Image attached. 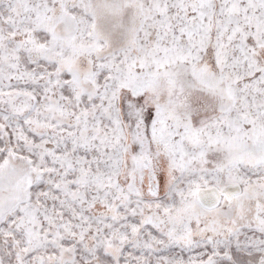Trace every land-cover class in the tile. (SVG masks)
I'll return each instance as SVG.
<instances>
[{"label": "snow or ice", "instance_id": "obj_1", "mask_svg": "<svg viewBox=\"0 0 264 264\" xmlns=\"http://www.w3.org/2000/svg\"><path fill=\"white\" fill-rule=\"evenodd\" d=\"M0 264H264V0H0Z\"/></svg>", "mask_w": 264, "mask_h": 264}]
</instances>
